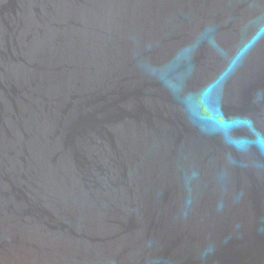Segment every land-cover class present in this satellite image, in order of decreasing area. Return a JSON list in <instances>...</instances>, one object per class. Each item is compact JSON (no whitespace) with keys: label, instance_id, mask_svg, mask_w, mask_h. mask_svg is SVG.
Listing matches in <instances>:
<instances>
[{"label":"water","instance_id":"1","mask_svg":"<svg viewBox=\"0 0 264 264\" xmlns=\"http://www.w3.org/2000/svg\"><path fill=\"white\" fill-rule=\"evenodd\" d=\"M0 264H264V0H0Z\"/></svg>","mask_w":264,"mask_h":264}]
</instances>
